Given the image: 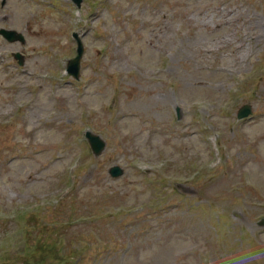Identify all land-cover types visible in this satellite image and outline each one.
Listing matches in <instances>:
<instances>
[{"label":"rangeland","instance_id":"1","mask_svg":"<svg viewBox=\"0 0 264 264\" xmlns=\"http://www.w3.org/2000/svg\"><path fill=\"white\" fill-rule=\"evenodd\" d=\"M0 26L27 37H0V264H264V0H6Z\"/></svg>","mask_w":264,"mask_h":264},{"label":"water","instance_id":"2","mask_svg":"<svg viewBox=\"0 0 264 264\" xmlns=\"http://www.w3.org/2000/svg\"><path fill=\"white\" fill-rule=\"evenodd\" d=\"M0 32H2L8 39L10 40H16V39H21L24 40L23 36L20 33H17L16 30H8V29H0ZM16 55H18L16 53ZM79 69V61L76 62V65L71 69V71L78 76V70ZM250 112V107L245 106L240 113V116L246 115ZM88 136L90 138V141L94 147L95 150H99L105 145V142L97 135H94L92 133H88ZM111 173L115 176H118L123 173V169L120 166H114L111 168ZM262 223H264V219L262 220Z\"/></svg>","mask_w":264,"mask_h":264}]
</instances>
